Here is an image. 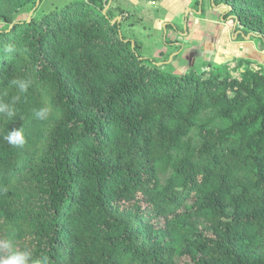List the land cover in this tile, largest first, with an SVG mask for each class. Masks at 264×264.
<instances>
[{"label": "trees", "instance_id": "16d2710c", "mask_svg": "<svg viewBox=\"0 0 264 264\" xmlns=\"http://www.w3.org/2000/svg\"><path fill=\"white\" fill-rule=\"evenodd\" d=\"M42 2L0 0V238L48 264H264L262 66L170 73L111 0ZM210 3L264 50V0Z\"/></svg>", "mask_w": 264, "mask_h": 264}, {"label": "rangeland", "instance_id": "374dc122", "mask_svg": "<svg viewBox=\"0 0 264 264\" xmlns=\"http://www.w3.org/2000/svg\"><path fill=\"white\" fill-rule=\"evenodd\" d=\"M66 1L43 0L41 9ZM111 1L125 9L116 17L121 33L140 42L143 56L154 59L164 71L180 73L191 66L200 69L222 62L232 66L237 58L264 67L259 40L235 36L232 20L221 15L225 9L214 8L209 0Z\"/></svg>", "mask_w": 264, "mask_h": 264}, {"label": "clouds", "instance_id": "9594fccd", "mask_svg": "<svg viewBox=\"0 0 264 264\" xmlns=\"http://www.w3.org/2000/svg\"><path fill=\"white\" fill-rule=\"evenodd\" d=\"M3 51L6 53H14L16 48L14 44H7ZM31 80L15 78L10 81V84L19 90V93H26L31 86ZM20 99L17 95L10 103L0 101V115L12 118L16 116L15 102ZM51 109L49 107H41L33 110V115L38 120H45L48 118ZM8 144L22 148L26 144V137L24 135L23 127L7 129L6 134L2 137ZM0 264H48V257L41 255L34 257L31 250L17 249L14 247L11 239L0 238Z\"/></svg>", "mask_w": 264, "mask_h": 264}, {"label": "crops", "instance_id": "0c3cea01", "mask_svg": "<svg viewBox=\"0 0 264 264\" xmlns=\"http://www.w3.org/2000/svg\"><path fill=\"white\" fill-rule=\"evenodd\" d=\"M209 3H210V0H209ZM194 19L192 18V21H193ZM196 22V21H195ZM260 51V53H262L263 54V58H264V50H259ZM256 55V54H255ZM258 62V61H257ZM259 63H260V61H259ZM262 68H263V70H264V67L262 66Z\"/></svg>", "mask_w": 264, "mask_h": 264}]
</instances>
